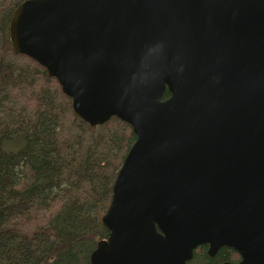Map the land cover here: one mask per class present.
<instances>
[{
    "label": "water",
    "instance_id": "obj_1",
    "mask_svg": "<svg viewBox=\"0 0 264 264\" xmlns=\"http://www.w3.org/2000/svg\"><path fill=\"white\" fill-rule=\"evenodd\" d=\"M8 31L77 119L135 137L89 264H189L200 246L264 264V0H24Z\"/></svg>",
    "mask_w": 264,
    "mask_h": 264
},
{
    "label": "trees",
    "instance_id": "obj_2",
    "mask_svg": "<svg viewBox=\"0 0 264 264\" xmlns=\"http://www.w3.org/2000/svg\"><path fill=\"white\" fill-rule=\"evenodd\" d=\"M23 1L0 0V264H89L135 137L117 118L90 129L42 66L13 54L9 19ZM199 252L198 264L239 260Z\"/></svg>",
    "mask_w": 264,
    "mask_h": 264
},
{
    "label": "rangeland",
    "instance_id": "obj_3",
    "mask_svg": "<svg viewBox=\"0 0 264 264\" xmlns=\"http://www.w3.org/2000/svg\"><path fill=\"white\" fill-rule=\"evenodd\" d=\"M201 259H202V254L199 252V249H197L196 252H195V257L192 260L191 264H198L199 261H201ZM237 260H238V258L236 256H234L232 258L233 262H237Z\"/></svg>",
    "mask_w": 264,
    "mask_h": 264
},
{
    "label": "flooded vegetation",
    "instance_id": "obj_4",
    "mask_svg": "<svg viewBox=\"0 0 264 264\" xmlns=\"http://www.w3.org/2000/svg\"><path fill=\"white\" fill-rule=\"evenodd\" d=\"M197 249H199V250H200V249L203 250V251L205 252V257L207 258V256H206V251H207V249H208L207 246H200V247H198ZM197 249H195L194 252H193V259H194V257H195L194 254H195V252H196ZM218 252H219V251H218ZM218 252H217V253H218ZM215 256H216V255H215ZM193 259H192V260H193ZM192 260L189 262V264H191ZM224 262H228V261H224ZM224 262H220L219 264L224 263Z\"/></svg>",
    "mask_w": 264,
    "mask_h": 264
}]
</instances>
